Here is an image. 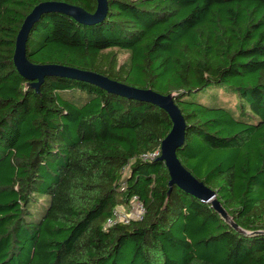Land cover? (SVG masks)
I'll list each match as a JSON object with an SVG mask.
<instances>
[{
	"label": "trees",
	"instance_id": "1",
	"mask_svg": "<svg viewBox=\"0 0 264 264\" xmlns=\"http://www.w3.org/2000/svg\"><path fill=\"white\" fill-rule=\"evenodd\" d=\"M41 1L0 0V264H264V0H107L99 21L42 15L25 45L34 63L172 93L178 158L242 232L167 194L163 109L70 77L28 87L12 56ZM133 196L142 217L105 226Z\"/></svg>",
	"mask_w": 264,
	"mask_h": 264
},
{
	"label": "water",
	"instance_id": "2",
	"mask_svg": "<svg viewBox=\"0 0 264 264\" xmlns=\"http://www.w3.org/2000/svg\"><path fill=\"white\" fill-rule=\"evenodd\" d=\"M107 7V0H96V7L93 12H88L79 5L63 0H45L34 5L24 17L15 37L12 60L16 70L22 78L27 80L28 87L33 88L36 92H38L42 81L47 77H70L89 82L107 92L119 94L126 98L151 102L163 109L168 114L172 125L168 133L160 141L157 159L164 162L169 175L167 194H169L172 187L176 186L202 202H210L212 208L222 218L229 220L231 226L238 229L237 225L229 219L219 200L215 198V191L197 179L177 156L176 148L184 142L185 120L174 102L172 93L162 94L152 88L128 85L92 70L55 63H34L26 57L25 45L29 31L34 22L42 15L58 12L70 16L78 23H84L103 19L106 15ZM238 230L242 232V230ZM260 232L262 231H257V233Z\"/></svg>",
	"mask_w": 264,
	"mask_h": 264
},
{
	"label": "built area",
	"instance_id": "3",
	"mask_svg": "<svg viewBox=\"0 0 264 264\" xmlns=\"http://www.w3.org/2000/svg\"><path fill=\"white\" fill-rule=\"evenodd\" d=\"M129 209L130 214L127 215L125 210ZM144 208L139 199L133 196L126 205H119L114 208L112 215L105 221V226L115 224L116 222L127 223L130 219H139L142 217ZM133 217V218H132Z\"/></svg>",
	"mask_w": 264,
	"mask_h": 264
},
{
	"label": "rangeland",
	"instance_id": "4",
	"mask_svg": "<svg viewBox=\"0 0 264 264\" xmlns=\"http://www.w3.org/2000/svg\"><path fill=\"white\" fill-rule=\"evenodd\" d=\"M125 56V53H123V52H120V58H123ZM224 98H226V97H224ZM234 98L232 97L231 98V101H232V103L234 102ZM127 170H128V167L126 166L125 168H124V170H123V173L125 174V173H127ZM125 213L127 214V215H129L130 214V210L129 209H127V210H125ZM133 218V217H132Z\"/></svg>",
	"mask_w": 264,
	"mask_h": 264
}]
</instances>
